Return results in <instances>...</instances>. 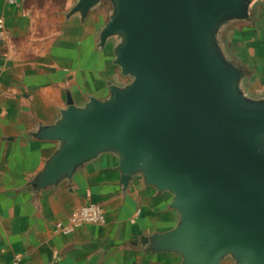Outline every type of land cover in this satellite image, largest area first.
Returning a JSON list of instances; mask_svg holds the SVG:
<instances>
[{"label": "water", "instance_id": "water-1", "mask_svg": "<svg viewBox=\"0 0 264 264\" xmlns=\"http://www.w3.org/2000/svg\"><path fill=\"white\" fill-rule=\"evenodd\" d=\"M102 0H77L84 19ZM250 0H112L99 32L112 36L113 63L133 77L109 85L81 107L68 98L59 119L37 137L58 148L34 183L56 184L103 151L119 157L121 183L141 172L173 194L179 222L151 237L182 264H264V100L247 98L241 71L220 51L216 32L246 17Z\"/></svg>", "mask_w": 264, "mask_h": 264}, {"label": "crops", "instance_id": "crops-1", "mask_svg": "<svg viewBox=\"0 0 264 264\" xmlns=\"http://www.w3.org/2000/svg\"><path fill=\"white\" fill-rule=\"evenodd\" d=\"M74 3L0 0V264H10L15 254L20 264H182L179 253L151 243L179 222L173 194L147 184L141 172L123 187L117 153L97 154L56 184L34 183L59 145L37 137L38 131L59 119L68 98L81 107L121 83L114 44L108 39L98 46L104 18L94 9L84 19L67 17ZM216 40L241 71L244 95L264 100V0H250L246 17L222 24ZM88 201L102 206L104 224L55 232L57 221L67 223ZM219 264L238 263L224 255Z\"/></svg>", "mask_w": 264, "mask_h": 264}, {"label": "built area", "instance_id": "built-area-1", "mask_svg": "<svg viewBox=\"0 0 264 264\" xmlns=\"http://www.w3.org/2000/svg\"><path fill=\"white\" fill-rule=\"evenodd\" d=\"M6 4L16 5L19 0H3ZM3 28V20L0 18V29ZM106 216L102 206L96 202L88 201L85 204L75 208L69 215L67 223L57 221L54 226L55 232L70 234L84 224H104ZM134 219H131L133 222ZM21 256L13 255L10 264H20Z\"/></svg>", "mask_w": 264, "mask_h": 264}, {"label": "rangeland", "instance_id": "rangeland-1", "mask_svg": "<svg viewBox=\"0 0 264 264\" xmlns=\"http://www.w3.org/2000/svg\"><path fill=\"white\" fill-rule=\"evenodd\" d=\"M75 2H77V0H75ZM75 4V3H74ZM73 4V5H74ZM73 5L66 11L65 15L68 17L69 15V11L71 10V8L73 7ZM95 13H98L102 16V18H104V22L103 25L107 22V20L109 19V17L113 14L114 12V6H113V2L112 0H102L99 4H97L96 6H94L93 8ZM93 11V12H94ZM102 28V27H101ZM101 30V29H100ZM99 30V32H100ZM110 41H112L113 48L116 44H118L119 42H121V36L120 35H115L109 38ZM98 46H99V33H98ZM100 47V46H99ZM113 51V49H112ZM114 55V53H113ZM115 57V55H114ZM116 65V64H115ZM119 69V71H121L120 67L118 65H116ZM121 83L119 84H113L115 86H118L120 88L125 87L126 85H128L129 83H131L133 77L130 75H123L121 72Z\"/></svg>", "mask_w": 264, "mask_h": 264}]
</instances>
